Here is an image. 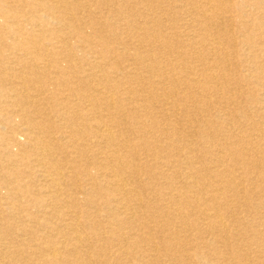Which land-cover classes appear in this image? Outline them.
I'll return each mask as SVG.
<instances>
[{"label":"bare ground","instance_id":"obj_1","mask_svg":"<svg viewBox=\"0 0 264 264\" xmlns=\"http://www.w3.org/2000/svg\"><path fill=\"white\" fill-rule=\"evenodd\" d=\"M0 264H264V0H0Z\"/></svg>","mask_w":264,"mask_h":264},{"label":"rangeland","instance_id":"obj_2","mask_svg":"<svg viewBox=\"0 0 264 264\" xmlns=\"http://www.w3.org/2000/svg\"><path fill=\"white\" fill-rule=\"evenodd\" d=\"M27 1H29V0H27Z\"/></svg>","mask_w":264,"mask_h":264}]
</instances>
